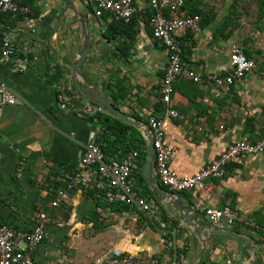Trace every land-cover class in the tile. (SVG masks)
<instances>
[{"label":"crops","instance_id":"0c3cea01","mask_svg":"<svg viewBox=\"0 0 264 264\" xmlns=\"http://www.w3.org/2000/svg\"><path fill=\"white\" fill-rule=\"evenodd\" d=\"M136 1L141 11L147 9L144 0ZM31 9L29 18L0 15V32L17 45L15 58L0 62V82L18 97L0 120V224L28 232L41 215L47 216L35 264H109L106 260L115 249L143 262L196 263L203 246L193 229L138 172L133 186L153 205L152 219L123 203L109 204L91 171L88 188L73 191L60 207L51 206L57 191L79 170L86 144H105V126L94 116L100 109L82 97L73 77L72 63L82 45L75 12L60 0H35ZM189 9L188 0L187 13ZM109 25L87 14L89 49L77 73L128 116L153 113L167 52L142 22L124 52L123 43L130 42L124 36L104 38ZM218 27L211 21L202 24L199 35L187 32L180 38L183 64L202 78L198 84L176 81L169 106L182 118L168 119L164 126L165 140L174 151L171 168L181 176L199 173L230 144L256 142L264 132V31L250 29L240 37L230 31L219 34ZM236 42L256 61L255 70L232 86L217 88L208 77L229 75L230 46ZM117 83L132 88L119 102L107 90ZM226 171L224 179L208 181V198L199 191L180 198L204 223L205 236L207 206L229 205L245 221L229 231L240 240L211 239L208 264H264V153L235 160ZM162 211L178 225L160 227ZM255 219L260 228L254 226Z\"/></svg>","mask_w":264,"mask_h":264},{"label":"built area","instance_id":"2783aa9c","mask_svg":"<svg viewBox=\"0 0 264 264\" xmlns=\"http://www.w3.org/2000/svg\"><path fill=\"white\" fill-rule=\"evenodd\" d=\"M87 2L91 6L90 15L105 24L112 22L128 24L139 11L143 10L139 8L136 0H87ZM187 2L188 0H144L145 7L151 12L148 25L152 39L165 48L167 66L160 90L163 112L161 114L155 111L141 112L138 116L152 131L155 149L153 173L158 183L175 194L199 191L203 198H208V181L224 179L227 165L244 157L264 153V132L261 139L256 142L238 141L230 144L217 159L195 175L181 176L171 168L174 151L165 140L164 126L168 119L182 118L179 112L169 106L175 92V83L180 79L197 84L202 81L201 76L192 68L185 67L182 60L180 40L182 34L192 32L199 35L203 30L201 17L187 13ZM2 14L29 18L32 9L26 0H0V15ZM16 53L17 45L0 32V62L15 58ZM255 67L256 61L245 54L240 44L233 43L230 46L229 75L222 77L219 74H211L208 79L217 88L232 86L236 81L252 73ZM17 102L16 93L5 83L0 82V120L4 116L5 108ZM140 152L141 150H131L120 161L107 160L100 144L96 141L88 142L79 170L69 179L65 188L57 191L51 206L60 207L73 191L88 188L90 185L88 172L91 171L99 183L102 197L109 204L123 203L152 219L153 205L133 186V175L140 166ZM204 218L209 224V231L213 229L230 231L238 223L245 222L240 212L229 205L221 208L207 206ZM158 219L160 227H169L168 221ZM46 222L47 216L41 215L38 223L28 232L0 224V264H35V253L46 237ZM173 233L177 235L179 231L175 229ZM106 261L109 264L157 263L155 260L140 261L134 255L118 249L113 250ZM96 263H102V260L98 259Z\"/></svg>","mask_w":264,"mask_h":264},{"label":"water","instance_id":"95a60500","mask_svg":"<svg viewBox=\"0 0 264 264\" xmlns=\"http://www.w3.org/2000/svg\"><path fill=\"white\" fill-rule=\"evenodd\" d=\"M66 5H68L77 16V22L80 26L82 32V45L80 50L79 57L72 63V73L75 79L76 87L81 93L84 99L89 100L92 104L97 106L100 110L108 113L115 119L121 121L124 124L133 126L137 130H139L142 136L145 139L147 146V157L144 162L142 168V175L148 185L151 187L152 191L158 193L160 196L168 199V204L180 215V217L185 221V223L193 229L194 234L200 241L203 246L202 253L200 255L199 260L194 264H200L204 261L208 256V245L212 238L214 237H227L232 238L234 240H240L238 237L233 235L229 231H221L218 229H213L209 231V234L205 236L203 234L204 223L198 218L197 214L193 211L192 207L185 205L181 200L178 194L167 191L161 187L153 173L154 159H155V149L153 144V137L151 129L142 121L138 119H134L128 116L125 112L116 107L113 102L109 101L101 92H99L96 88L87 85L84 83L78 73L77 67L78 64L82 63L86 59V55L89 49V32L87 28V14L85 12H79L77 7L71 0H60ZM1 21V17H0ZM189 264V263H186Z\"/></svg>","mask_w":264,"mask_h":264},{"label":"trees","instance_id":"16d2710c","mask_svg":"<svg viewBox=\"0 0 264 264\" xmlns=\"http://www.w3.org/2000/svg\"><path fill=\"white\" fill-rule=\"evenodd\" d=\"M34 1L35 0H26V3L31 7ZM84 2H87V0H85ZM86 10H87L86 14L91 12V6L88 4V2L86 5ZM150 14H151L150 10L146 9L144 11H139L133 17L132 21L128 24L112 22L108 26L107 31L104 33V38H106V40L108 41H111L113 39H116L117 36H124V38L130 42L123 43L122 50H124V52L129 51V48H130L129 44L135 39V36L138 33L140 22H142L143 25L146 26V29L149 35H152L151 29L148 25ZM189 14L200 16L201 11L198 9H193V10H189ZM209 24H210V21L206 20L205 26ZM107 90L110 91V96L116 102L124 100L130 93L129 92L130 89L121 83L108 85ZM154 108L157 114H161L163 112V104L161 102L160 96L157 102L154 104ZM94 116L97 119H99L100 122L105 126V130L102 136V138L105 139V144L104 145L101 143L99 144L101 145V148L107 160L108 158L120 160V159H123L126 156V154L130 152L131 150H141L140 166L136 172H138L141 180L144 181L143 176L141 175V170L143 168L144 162L147 157V151H146L147 148H146L145 139L143 138L141 132L137 130L136 128H134L133 126L122 123L121 121L115 119L114 117H112L111 115H109L108 113L102 110L97 111ZM132 117L138 120H142L139 116H136V115H133ZM149 193L151 194V196L155 195L152 192H149ZM182 194L184 193H179L178 195L181 196ZM162 214L166 221L172 223L171 224L172 226L178 225V222L171 221L164 211H162ZM254 226H257L260 228L261 223L258 219L254 220ZM170 236L172 235L170 234ZM207 261L208 259L204 260L201 264H208Z\"/></svg>","mask_w":264,"mask_h":264},{"label":"rangeland","instance_id":"374dc122","mask_svg":"<svg viewBox=\"0 0 264 264\" xmlns=\"http://www.w3.org/2000/svg\"><path fill=\"white\" fill-rule=\"evenodd\" d=\"M75 1L80 4V9L77 7V10L84 12L87 5L85 0ZM189 5V10L201 11L203 27L206 20L214 21L219 26V34L230 31V34L244 37L250 29L264 31V0H189ZM73 16V19H77L76 13ZM156 102L155 100L154 103Z\"/></svg>","mask_w":264,"mask_h":264}]
</instances>
